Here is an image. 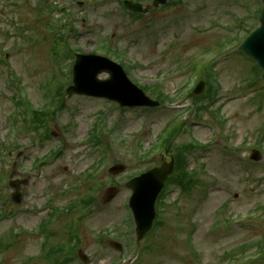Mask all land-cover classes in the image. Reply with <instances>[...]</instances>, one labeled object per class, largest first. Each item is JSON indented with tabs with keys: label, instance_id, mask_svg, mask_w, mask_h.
Returning a JSON list of instances; mask_svg holds the SVG:
<instances>
[{
	"label": "rangeland",
	"instance_id": "374dc122",
	"mask_svg": "<svg viewBox=\"0 0 264 264\" xmlns=\"http://www.w3.org/2000/svg\"><path fill=\"white\" fill-rule=\"evenodd\" d=\"M190 1L192 2L191 11H175L177 17L190 19L178 30L175 27L169 28L173 30L172 35L169 34L170 38L175 39L177 44L170 55L164 58L162 53L168 41L162 42L154 52L147 43H142L138 47L131 44L132 40L139 35V26L136 25L138 22L127 17L125 11H119V6L114 2L106 5H99L97 2L98 8H93L86 7L85 0L83 6H79L76 0H0V47H3L0 55H4L6 51L9 52L6 62L0 64L1 142L7 147L13 144L9 140L11 130L14 128L10 122V116L15 112V103L19 107V114L30 109L29 99L34 107L43 108L44 103L48 101L42 96L43 83L51 78L53 70L56 69L53 68L58 66L51 49L53 38L48 34L49 22L57 26H59L58 22L60 26L67 22V26L73 24L79 29L80 33L74 37V29L66 27V35L70 39V45L73 42L76 47L82 49V52H93L98 46L99 39L110 37L108 39L111 44L125 50L130 60L142 61L135 70L131 71V77L134 80L143 85H152L161 80L163 89L171 93L182 88L187 79L190 80L187 83L188 88L195 86L197 76L191 79L188 75H184L183 71L176 69L183 64V60L216 43L225 45L230 38L242 37L243 39L247 31L255 28L259 23L257 16L260 13L261 2L258 0ZM48 3L52 4V9L48 10L45 7ZM41 5H44L43 11L38 8ZM84 10L90 15L85 26L80 17L81 11ZM46 11L48 15L44 18ZM156 14L158 13L154 15ZM57 18L59 20L54 21ZM212 21L218 22L219 25H215L212 30H206ZM220 25H224L225 28ZM167 32L164 30V35H168ZM176 33L181 39L174 37ZM29 36L37 38V42L31 48H20L10 52L16 45H23L26 48ZM213 61L217 64L215 73L218 77L216 83L219 86L212 89L208 97L209 102L207 101V107L202 114L196 115L192 103L194 100L178 97L182 107L178 117L188 125L187 132L179 140L191 143L193 146V151L187 152L186 156V162L189 163L188 169L200 178L201 183L207 184V190L203 188L204 194H202V188L197 187L188 196L187 193L182 194L178 185H170L166 189L159 207V220L162 221V226L156 227L145 240H142L147 250L143 251L134 264L144 262V264H226V261L233 264L237 256L256 249L258 241L262 244L264 238V90H262L264 78L258 82H251L253 79L251 68L255 66V63L239 53L238 45L231 43L229 53ZM68 68L69 65L64 67L62 72ZM12 71L18 73L19 81L28 96L24 92L19 93L20 90L16 89L18 88L16 77L13 79L16 88L9 86L13 77ZM63 76L64 73H58V81ZM259 76L262 77L260 73ZM105 77L107 74H102V78ZM13 95H17L14 100ZM205 101L206 97L198 98L197 103L205 105ZM68 102L70 110L61 114L56 113L60 122L49 125L50 129L57 132L54 138L41 144V141L36 140V133L16 131L15 143L20 149L11 152L4 150L1 154L0 171L8 173L7 182L9 179L24 178L28 180V183L22 187L26 191L24 194L26 202L21 206L22 211L14 219L0 218V237L6 235L14 225L35 228L43 217V211H37L38 205L52 199L56 204L64 207L78 197L83 187L80 189L78 187L82 176L88 171L96 172L101 153L96 152L84 140L76 141L89 136L100 110L106 112L107 118L105 114L100 113L102 118L96 121L93 131V134L98 136L104 130L106 119L113 121L116 116L118 121V116L122 113L108 101L99 103L95 99L85 100L74 96L68 98ZM176 107V105L162 106L157 110H151L150 116L141 115L143 114L141 111L125 110L126 120L120 132L125 143L121 147V142H116L113 146L121 147L120 150L111 149L108 152L106 164L97 173L98 181L104 180L106 185H109L111 177L107 174L106 166L115 162L128 164L126 172L121 174L122 178H112V181H122L128 175L150 164L168 160L169 156L164 158L161 156L135 161L129 153H132L131 148L138 138H140L139 141L144 140L143 149L145 147L148 149L150 146L145 139H153L154 135L169 123L176 113L174 112L177 110ZM122 119L121 117L119 122ZM71 123H74V127L69 126L66 130L64 127ZM107 126L111 129L117 125L108 123ZM136 131L139 132L136 133ZM135 135L137 138L134 141ZM117 138L116 135L111 137L112 140ZM63 144H65L64 155L45 166L43 172L30 167L34 159ZM254 149L261 152L256 153L259 156L257 160L251 159ZM158 152L162 154L161 149ZM135 163H138L137 166ZM5 186L3 181L1 187L5 188ZM5 189L4 195L11 200L13 189L7 186ZM103 189L104 187L98 188L95 192L97 195L95 207L82 221L80 233L83 238L82 248L90 254V264H111L112 261H115V264H130L136 255V246L142 243L136 241L134 226L130 236L131 246L126 247L123 240L117 239L124 244L122 253L109 246V236L103 237L102 241L98 237L100 230L109 228L112 231L110 236L114 238L117 233L112 230V227L116 223L120 224L118 232L125 228L124 221L130 213L127 208L129 191L123 185L115 200L110 204H104ZM7 197L6 202H8ZM11 203L12 200L9 201V205ZM9 205L0 208L2 215L9 214L11 210ZM261 206L263 208L261 216L253 217L258 213L254 209ZM220 207L222 210L218 211ZM193 226L195 231L191 233L189 231ZM59 230L64 236L66 229L60 226ZM192 236L193 246L191 245ZM13 239L7 236L2 243L12 242ZM18 240V244L16 242L12 248L0 251V264H23L24 261H28L30 255L38 253L42 238L21 235ZM244 245L246 246L243 247ZM227 251L229 253L226 258ZM191 252L194 254V259L191 257L185 259V256L187 257ZM250 259L256 262L255 264H264L263 256L260 254H251ZM28 264H42V262L40 259V262ZM69 264H80V261ZM237 264L250 263L242 260Z\"/></svg>",
	"mask_w": 264,
	"mask_h": 264
},
{
	"label": "water",
	"instance_id": "95a60500",
	"mask_svg": "<svg viewBox=\"0 0 264 264\" xmlns=\"http://www.w3.org/2000/svg\"><path fill=\"white\" fill-rule=\"evenodd\" d=\"M262 25L256 29L242 44V48L258 60L264 70V11L262 13ZM147 99L142 102L148 103ZM163 178L159 170L151 171L142 178L141 182L130 183L134 193L131 197V206L134 209L138 230L142 235L151 227L155 217V199L162 186Z\"/></svg>",
	"mask_w": 264,
	"mask_h": 264
}]
</instances>
